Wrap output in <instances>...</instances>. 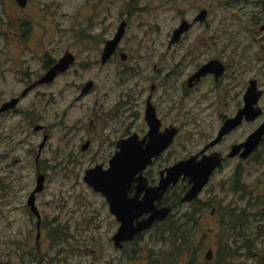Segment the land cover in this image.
Returning a JSON list of instances; mask_svg holds the SVG:
<instances>
[{"label":"flooded vegetation","instance_id":"1","mask_svg":"<svg viewBox=\"0 0 264 264\" xmlns=\"http://www.w3.org/2000/svg\"><path fill=\"white\" fill-rule=\"evenodd\" d=\"M85 1L92 11L106 17L114 13L110 4L119 3L118 0ZM258 3L257 11L250 15L254 20L259 16L257 13L261 14L264 0ZM9 4L14 13H9ZM37 4L39 2L35 0H0V123L6 124V115L22 114L20 124L24 126L21 129L27 128L31 133L43 132L37 144L35 162H39L40 154L47 143L50 145L51 138V120L47 126L35 117L39 115V99H43L44 107L50 109L57 100L68 99L63 103L62 113L79 107L83 108L84 115L72 127H65L64 133L77 131L81 125L84 135L80 137L78 146L82 152L92 148L93 139L87 133L97 128L94 132L99 143L92 156L96 160L100 157V160L92 166L100 164L101 168H107L111 158L124 159V171L131 175L125 190V201L130 203L133 199L139 203L146 198L150 206L160 208L170 205L171 210L177 204L194 202L214 174L234 158L239 163L232 175L235 184L232 189L242 192L246 184L240 181V161L252 158L264 164V131L246 155L243 154L244 146L232 149L264 125V88L260 77L248 76L246 55L243 49H236L241 47L239 39H229L235 44L219 45L216 44L218 38L213 34L208 37L205 34L190 36L191 25L208 17L204 8L194 15L192 21L182 19L169 33L164 27L145 26L140 34H128L130 10L134 9L130 5L123 9L125 16L120 17L116 24L112 22L97 32L93 28L63 30L71 31L69 35L73 37L66 38V43L62 44L60 38L51 34V21L44 24L37 18L36 13L39 14L40 9ZM41 6L43 14L51 16V0ZM183 21L188 26L177 29ZM121 23L123 29L119 34ZM34 26H37V31ZM258 28L264 30V22ZM233 30L232 36H240L239 29ZM117 34L118 38L112 44L111 40ZM88 67L110 70L103 72L105 76L100 83L92 78L83 77L76 81L72 77L63 82L73 81L69 83L75 89L73 92L59 91L57 94L54 91L52 86L69 77L73 70ZM108 72L112 73L111 78L107 76ZM8 83L19 86L8 93ZM97 86L99 91H95V98L86 103V98ZM57 122L58 119H54L52 123L57 125ZM247 124H252V128L246 130L241 138L232 139V134ZM67 137L62 136V139ZM106 147L111 150L104 155L102 150ZM178 147H181V152L174 156L173 149ZM31 153L34 152L31 150ZM210 156H217L219 163L192 199L182 200L191 185L190 175L184 172L175 183L161 187L162 178L170 165L189 158L197 163L208 160ZM39 174L44 175V186V173H37L36 182ZM257 189L255 197L264 204V179H260ZM38 192L35 193V200ZM204 204L202 202L199 206L204 208L207 206ZM29 208L37 218L35 225L38 229L41 213L37 207V217L30 205ZM215 211L216 208L212 207L211 213ZM258 212V215H264V208L258 209ZM170 214L171 211L163 219L155 220L149 228L168 219ZM148 215L143 211L134 222ZM113 216L117 230L120 221ZM149 228L124 242L119 249L141 237ZM39 233L38 230L36 237ZM212 257L211 250L210 257L206 258Z\"/></svg>","mask_w":264,"mask_h":264},{"label":"rangeland","instance_id":"2","mask_svg":"<svg viewBox=\"0 0 264 264\" xmlns=\"http://www.w3.org/2000/svg\"><path fill=\"white\" fill-rule=\"evenodd\" d=\"M35 1L40 6L37 18L44 24L51 21V34L60 38L62 44L66 43V38L73 37L69 35L71 31L63 30L93 28L97 32L112 22L116 24L120 17L125 16L123 9L130 5L134 9L130 10L128 34H140L145 26L164 27L169 33L182 19L192 21L194 15L204 8L208 13L207 19L194 22L188 34H205L206 37L213 34L219 45L235 44L229 39H239L241 47L236 49H243L246 55L248 76L260 77L264 88V30L258 28L264 22V5L262 15L257 13V20L250 17L257 11L260 0H118V4H110L114 13L107 17L92 11L85 0H51V16L44 15L41 6L50 0ZM8 6L9 13H14L11 5ZM34 29L37 31V26ZM231 29H239L240 36H232ZM105 70L110 68L73 70L69 77L52 87L57 94L59 91L73 92L75 89L69 84L73 81H63L72 77L78 81L85 77L100 83ZM76 71L77 75L74 74ZM107 76L111 78L113 75L108 72ZM18 86L17 83H8V93ZM95 91H99L98 86L88 95L86 103L95 98ZM39 100V115L35 117L47 126L51 120L50 145L47 143L44 147L39 162H35V154L43 132L31 133L27 128L21 129L24 126L20 124L22 114L6 115V124L0 123V264L157 263L158 257L151 260L155 253L173 247L172 242H166L167 228L177 226L186 217L187 224L192 225V242L187 250L180 252L176 264H264V215L249 213L238 225L235 217L227 215L232 209L234 212H256L264 208V204L255 197L258 182L264 179V164L252 158L240 161V181L246 185L242 192L234 191L232 175L239 162L232 159L214 174L196 201L175 205L168 219L119 249L111 240L117 224L105 197L83 180L84 169L100 160V157L96 160L92 156L99 143L94 132L97 128L87 133L93 139L92 148L81 152L78 146L80 137L84 135L81 125L77 131H64L65 127H72L81 120L83 108L73 107L62 113L63 103L68 99L57 100L51 109L44 107L43 99ZM22 107L25 106L22 104ZM54 119H58L57 125L52 123ZM252 126L247 124L238 129L232 134V139L241 138ZM66 135V140L62 139ZM110 150L106 147L102 151L106 155ZM173 150L174 156H178L181 147ZM38 172L45 174V182L43 189L36 194L35 202L41 213V224L37 229V218L27 204V197L35 186ZM202 202L207 206L201 208ZM212 207L216 208L214 213H211ZM233 224L243 226L234 231L239 233L237 237L232 233ZM38 230L40 233L36 237ZM208 249L213 252L211 259L204 256Z\"/></svg>","mask_w":264,"mask_h":264},{"label":"water","instance_id":"3","mask_svg":"<svg viewBox=\"0 0 264 264\" xmlns=\"http://www.w3.org/2000/svg\"><path fill=\"white\" fill-rule=\"evenodd\" d=\"M203 11L204 10H202V12ZM187 26L188 24L186 21H183L177 29L181 30ZM122 29L123 23L119 26V34L122 32ZM179 30L177 32H179ZM117 38L118 34L117 37L111 40L112 44L116 42ZM263 131L264 125L250 133L244 142L234 146L232 150H237L241 146H244L243 154L246 155L254 148ZM122 162H124L122 157H120L119 160L117 157L111 158L110 164L107 168H101V165L97 164L87 168L83 176V179L94 190L100 191L105 196L108 202L109 211L115 215L118 221H120L119 227L111 235L112 243L117 248H121L124 242L132 240L134 236L142 230L149 228L155 220L163 219L171 211L170 205L160 208L150 206V203L149 201L147 202L146 198L139 203L135 202L133 199H130V203L125 201V190L131 180V175L124 171L125 164ZM218 163L219 158L217 156H210L208 160L197 163L193 162L192 158L178 161L167 168V174L162 178L161 187L165 188L170 183H175L181 172H184V174L190 175L189 182H191V185L183 194L182 200H190L199 192L205 182H207L210 172ZM43 181L44 175L39 174L37 176L36 185L27 199V203L30 205L37 217H39V211L35 204V193L42 190ZM143 211L148 212L149 215L134 222V219ZM210 253L211 249H208L205 252V256L209 258Z\"/></svg>","mask_w":264,"mask_h":264},{"label":"trees","instance_id":"4","mask_svg":"<svg viewBox=\"0 0 264 264\" xmlns=\"http://www.w3.org/2000/svg\"><path fill=\"white\" fill-rule=\"evenodd\" d=\"M249 213H253L255 216L259 214L258 211L256 212H243L241 210H239L238 212H234V209H232V211L228 212L227 215L229 218L235 217L237 220V225L240 224L239 221L240 220H244L245 218H247L249 216ZM185 215V214H184ZM233 227V235L234 237H237L239 235V233L234 232V231H239L240 229L243 228V226H236V225H232ZM229 229H231L228 226ZM168 232V237L166 238V242L167 244H169L170 242L173 243V247L171 249H163V251L160 249L158 252L155 253V256H153V258H151V260H156L158 257L159 261L157 263L153 262L151 264H176L178 262V258L180 255V252L183 250H187V248L190 246L191 244V240H192V225H188L187 224V217L186 219L183 220V222H179L177 223V226H173L170 228H167ZM174 244H175V248H174Z\"/></svg>","mask_w":264,"mask_h":264}]
</instances>
